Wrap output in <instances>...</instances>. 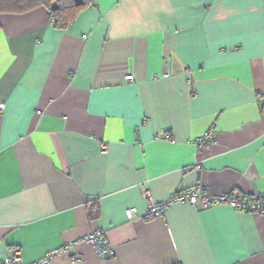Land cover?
Listing matches in <instances>:
<instances>
[{"label":"crops","instance_id":"0c3cea01","mask_svg":"<svg viewBox=\"0 0 264 264\" xmlns=\"http://www.w3.org/2000/svg\"><path fill=\"white\" fill-rule=\"evenodd\" d=\"M0 103V258L74 241L54 264H264V211L145 217L143 193L264 196V0H93L64 28L0 12ZM95 229L109 258L79 240Z\"/></svg>","mask_w":264,"mask_h":264},{"label":"built area","instance_id":"2783aa9c","mask_svg":"<svg viewBox=\"0 0 264 264\" xmlns=\"http://www.w3.org/2000/svg\"><path fill=\"white\" fill-rule=\"evenodd\" d=\"M167 73H164L166 75ZM132 73L128 72L124 75L125 80H131ZM3 109V104L0 103V110ZM156 138H166V131H157L154 135ZM214 141L212 131L205 130L201 135L194 140L195 144L200 146H209ZM106 148L102 144V150ZM143 193L147 198V208L145 217L160 215L166 207L172 203H189L199 208H207L214 205H226L236 210L241 211H264V196L262 194H245L233 188L225 192L212 193L206 185L196 183L193 186L185 189H179L171 193L164 200L156 201L148 193L147 188L143 187ZM127 218H132L136 215V208L128 206L124 209ZM91 245L96 255L101 259L109 258L112 255V249L108 244L105 232L102 229H95L84 234L80 239ZM74 245V241L64 243L60 247H54L45 251L37 259L32 261H24L21 258V253L18 249H13L9 254L0 258V264H54L53 256L60 251H66ZM82 259L79 253H73L70 257V262H76Z\"/></svg>","mask_w":264,"mask_h":264},{"label":"trees","instance_id":"16d2710c","mask_svg":"<svg viewBox=\"0 0 264 264\" xmlns=\"http://www.w3.org/2000/svg\"><path fill=\"white\" fill-rule=\"evenodd\" d=\"M91 4L93 0H0V12H21L41 5L46 8L54 26L64 28Z\"/></svg>","mask_w":264,"mask_h":264}]
</instances>
